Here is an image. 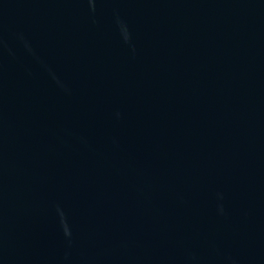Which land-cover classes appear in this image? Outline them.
Here are the masks:
<instances>
[{
    "label": "water",
    "instance_id": "obj_1",
    "mask_svg": "<svg viewBox=\"0 0 264 264\" xmlns=\"http://www.w3.org/2000/svg\"><path fill=\"white\" fill-rule=\"evenodd\" d=\"M0 264H264V0H0Z\"/></svg>",
    "mask_w": 264,
    "mask_h": 264
}]
</instances>
